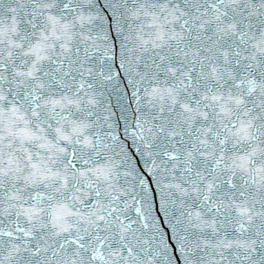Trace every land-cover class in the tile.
Here are the masks:
<instances>
[{"label": "snow or ice", "instance_id": "1", "mask_svg": "<svg viewBox=\"0 0 264 264\" xmlns=\"http://www.w3.org/2000/svg\"><path fill=\"white\" fill-rule=\"evenodd\" d=\"M0 264H264V0H0Z\"/></svg>", "mask_w": 264, "mask_h": 264}]
</instances>
